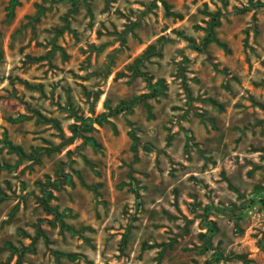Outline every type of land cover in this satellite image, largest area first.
Instances as JSON below:
<instances>
[{
    "label": "rangeland",
    "instance_id": "1",
    "mask_svg": "<svg viewBox=\"0 0 264 264\" xmlns=\"http://www.w3.org/2000/svg\"><path fill=\"white\" fill-rule=\"evenodd\" d=\"M0 264H264V0H0Z\"/></svg>",
    "mask_w": 264,
    "mask_h": 264
}]
</instances>
